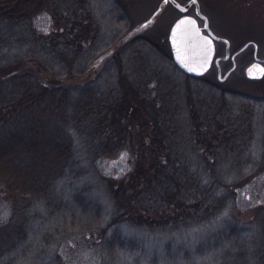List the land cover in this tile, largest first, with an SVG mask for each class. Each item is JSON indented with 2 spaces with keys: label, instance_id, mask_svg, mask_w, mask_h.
Returning a JSON list of instances; mask_svg holds the SVG:
<instances>
[{
  "label": "trees",
  "instance_id": "obj_1",
  "mask_svg": "<svg viewBox=\"0 0 264 264\" xmlns=\"http://www.w3.org/2000/svg\"><path fill=\"white\" fill-rule=\"evenodd\" d=\"M83 1L0 0V183L12 196L10 223L43 222L79 208L86 222L82 231H98L101 239L114 232L116 241L103 243L111 264H121L144 252L147 243L144 232L132 235L131 229L179 234L190 219L197 225L217 220L221 232L211 250L226 239V264H264V242L256 251L251 243L245 260L240 231L219 220L231 206L226 175L245 162L252 142L253 104L195 95L189 84L184 94L168 76L151 75L150 65L144 64L135 70V78L125 64H108L88 83L72 87H52L21 71L31 59L54 76L88 71L91 64L86 62L94 52L81 45L94 36ZM42 13L52 17L48 27L36 22ZM15 50L19 57L10 56ZM84 54V64H76ZM120 151L130 153L131 169L120 180L102 178L97 188L106 198L95 193L87 199L90 188L65 191L62 184L59 189V182L87 175L88 165ZM147 210L156 216L148 219ZM163 211H169L175 228L160 219ZM68 221L82 225L75 217ZM227 230H233L228 239ZM15 233L0 260L23 239L21 230ZM198 253V264H206ZM179 254L181 262L196 264Z\"/></svg>",
  "mask_w": 264,
  "mask_h": 264
},
{
  "label": "rangeland",
  "instance_id": "obj_2",
  "mask_svg": "<svg viewBox=\"0 0 264 264\" xmlns=\"http://www.w3.org/2000/svg\"><path fill=\"white\" fill-rule=\"evenodd\" d=\"M178 1L186 4L189 0ZM198 2L201 12L208 18L212 32L230 42L232 54L248 43H254L256 47L250 44V47L248 46L233 60L235 64L231 60L222 59L217 66L215 59L224 58L226 43L216 41V58L209 71L201 77H192L175 64L169 35L175 21L183 15L194 16L204 23L197 15L195 6L184 14L166 0H84L82 3L87 5L84 11L87 9L92 16L90 20L93 31H90V34L94 36V39L85 40L81 45L88 48L86 51L94 52L86 62L91 64L88 71L76 77L54 76L32 59L27 60L20 69L33 73L49 86L72 87L88 83L107 70L108 64H125L127 73L133 78L135 70L144 64L150 65L151 75L153 71L156 75L168 76L184 94L190 85L195 95L199 93L209 99L227 98L237 105H243V102L253 104L255 111L252 118L254 128L252 142L243 156L245 162L238 165L237 170L230 169L226 175L231 206L219 216V220L222 218L226 224L232 222L236 231H240L244 243L240 251L246 260L251 243L252 249L256 251L261 247L260 243L264 242V75L258 80L247 76V69L254 62L255 56L264 59V0H198ZM64 14L70 15L69 11ZM51 20L50 15L42 13L36 22L38 25L48 27ZM20 53L15 50L10 56H20ZM85 58V54L84 57L79 56L76 64H84ZM141 74L138 72V76ZM226 74H229L227 78ZM131 161L128 151L114 153L99 159L93 166L88 165L87 170L90 172L87 175L78 179L71 176L69 181L65 179L59 182L58 187L61 190L64 184L65 191L74 189L78 192L90 188L92 193L87 199L96 197V194L98 196L103 194L104 198L106 195L97 188L102 178L123 179L131 169ZM247 161H250L252 166L247 164ZM12 209V196L6 186L0 183V252L3 253L7 244H12L16 240L13 237L15 231L21 230L24 234L23 239L12 247V251L5 258H1L0 264H111L107 259V248L103 242L116 241L112 237L114 232L108 233L106 239H101L97 235L100 233L98 231L95 235L82 231L81 227L86 222L83 211L79 208L70 215H51L52 218L47 217L50 218L47 221H33L22 225L20 220L10 223ZM163 213L160 214L162 216L160 219L168 222V228H175L177 223L175 226L174 221L170 220L169 211ZM146 216L148 219L154 218L156 213L147 210ZM72 217L80 220L82 225L69 224L68 219ZM106 224L107 222L102 225ZM220 226L217 220L197 225L195 219H190L188 227L183 228L184 231L179 234L172 232L171 229L166 232L158 229L155 232L148 229L145 231L131 229L128 233L132 235L142 236L141 232H144L147 243L144 252H138L122 260L121 264H185L181 262L179 253L189 255L198 264L201 261L195 259L197 252L204 255L202 259L206 264H226L229 249L226 239L220 242V248L211 250L221 232ZM232 231L227 230L224 236L233 233ZM130 239L128 238V241ZM166 253L172 258L169 259Z\"/></svg>",
  "mask_w": 264,
  "mask_h": 264
},
{
  "label": "water",
  "instance_id": "obj_3",
  "mask_svg": "<svg viewBox=\"0 0 264 264\" xmlns=\"http://www.w3.org/2000/svg\"><path fill=\"white\" fill-rule=\"evenodd\" d=\"M170 2L175 8L182 13H186L192 6L196 7L197 15L204 20V26L199 25L196 17L190 15L181 16L172 26L169 41L173 60L178 68L185 74L192 77H201L206 74L216 53V41L225 42L227 45V56L224 58H217L216 65L218 66L220 60H227L229 57L230 42L227 39L216 36L209 27V21L200 10V3L198 0H189L186 4L180 3L178 0H166ZM207 30L204 33L203 30ZM250 44H246L241 50L236 52L232 59L244 51ZM264 60L255 57V62L247 69V76L250 79L258 80L264 75ZM229 74H226V78ZM222 79V78H221ZM222 80H225L223 78Z\"/></svg>",
  "mask_w": 264,
  "mask_h": 264
},
{
  "label": "flooded vegetation",
  "instance_id": "obj_4",
  "mask_svg": "<svg viewBox=\"0 0 264 264\" xmlns=\"http://www.w3.org/2000/svg\"><path fill=\"white\" fill-rule=\"evenodd\" d=\"M191 8H192V7H191ZM191 8H190V9H191ZM199 24H200L201 27H203V25H204V23H201L200 21H199ZM203 32H204V33H207V31H206L205 29L203 30ZM249 47H250V46H249ZM225 49H226V55H225L224 57L227 56V45H225ZM229 52H230V53H229V57H228V59L225 60V61L231 60V62H233V64H235V63H234L235 61H233V59H232V57L234 56V54L231 53V48H229ZM241 53H242V52H241ZM241 53H239L238 55H240ZM255 54H256V52H255ZM238 55H237V56H238ZM237 56H236V57H237ZM256 56H257V55H256ZM256 56H255V57H256ZM236 57H235V58H236ZM215 58H216V57H215ZM218 58H219V57H218ZM222 58H223V57H222ZM258 58H259V57H258ZM259 59H260V58H259ZM261 60H264V59H261ZM215 61H216V59H215ZM254 62H255V59H254ZM254 62H253V63H254ZM219 63H220V62H219ZM215 64H216V63H215ZM263 64H264V62H263ZM219 73H220V72H219ZM220 79H221V78H220Z\"/></svg>",
  "mask_w": 264,
  "mask_h": 264
},
{
  "label": "bare ground",
  "instance_id": "obj_5",
  "mask_svg": "<svg viewBox=\"0 0 264 264\" xmlns=\"http://www.w3.org/2000/svg\"><path fill=\"white\" fill-rule=\"evenodd\" d=\"M169 43H170V41H169ZM170 47H171V45H170Z\"/></svg>",
  "mask_w": 264,
  "mask_h": 264
}]
</instances>
